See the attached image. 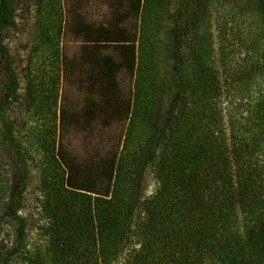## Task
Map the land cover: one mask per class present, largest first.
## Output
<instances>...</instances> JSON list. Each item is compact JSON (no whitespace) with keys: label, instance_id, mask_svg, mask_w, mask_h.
I'll list each match as a JSON object with an SVG mask.
<instances>
[{"label":"trees","instance_id":"obj_1","mask_svg":"<svg viewBox=\"0 0 264 264\" xmlns=\"http://www.w3.org/2000/svg\"><path fill=\"white\" fill-rule=\"evenodd\" d=\"M204 1L182 0L177 9L170 113L166 121L159 123L157 116L150 123L158 133L146 139L136 158L138 179L129 194L123 181L134 161L133 128L148 120L154 106L149 101L124 106L117 99L116 70L125 66L134 71L136 42L116 25L93 29L76 22L77 31L83 30L91 42L85 49L84 60L90 63L86 78L100 95L87 114L125 112L131 116L128 133L120 155L93 167L57 152L63 177L56 182L46 176L44 181L51 224L42 242L29 247L27 220L21 213L28 163L5 117L18 87L4 42L14 24L15 0H0V64L9 80L0 99V120L21 171L15 185L0 179V187H10L7 198L0 196L6 199L0 205L6 223L0 231V264H264V94L255 113L227 117L218 80L199 59L197 68L189 69L186 19L192 18L187 16L190 8ZM256 4L264 18V0ZM192 15L197 17L195 10ZM106 43L119 47V63L113 55L100 56ZM146 172L156 175L158 186L143 196ZM99 179L106 184L98 186Z\"/></svg>","mask_w":264,"mask_h":264},{"label":"rangeland","instance_id":"obj_2","mask_svg":"<svg viewBox=\"0 0 264 264\" xmlns=\"http://www.w3.org/2000/svg\"><path fill=\"white\" fill-rule=\"evenodd\" d=\"M181 1L15 0L14 24L4 34V42L18 87L5 117L28 163L21 213L27 220L29 247L42 242L45 228L51 224L44 207L48 186L44 181L46 176L56 182L63 177L57 152L61 150L69 160L93 167L120 155L128 133L131 116L125 112L109 117L87 114L100 95L86 78L90 63L84 60L85 49L91 42L83 30L77 31L76 22L93 29L116 25L136 42L134 71L125 66L116 70L117 99L124 106L133 107L135 101L139 106L146 101L154 106L148 120L133 128L134 161L123 181L129 194L138 179L136 158L145 148L146 139L158 133L150 123L157 116L162 123L170 113L175 93L172 28L179 21L176 12ZM198 4L187 15L193 18L195 10L197 17L186 19L189 26L184 34V51L189 56V69L197 68L199 59L218 80L227 117L255 113L264 94V18L256 0H205ZM118 49L106 43L100 48V56L113 55L119 63ZM8 81L0 64V99ZM6 139L0 120V179L15 185L21 171ZM105 184V179L97 180L98 186ZM157 186L156 175L146 172L141 180L142 195H150ZM9 190L8 186L0 187L1 198H7ZM5 201L0 200V205ZM5 225L0 215V231H5Z\"/></svg>","mask_w":264,"mask_h":264}]
</instances>
